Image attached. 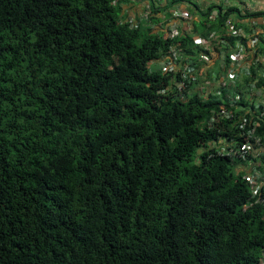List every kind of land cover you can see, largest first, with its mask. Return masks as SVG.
Segmentation results:
<instances>
[{
  "label": "trees",
  "instance_id": "1",
  "mask_svg": "<svg viewBox=\"0 0 264 264\" xmlns=\"http://www.w3.org/2000/svg\"><path fill=\"white\" fill-rule=\"evenodd\" d=\"M112 1L0 0V264H260L264 210L209 148L239 130L149 68L200 50ZM217 10L195 31H223Z\"/></svg>",
  "mask_w": 264,
  "mask_h": 264
},
{
  "label": "built area",
  "instance_id": "2",
  "mask_svg": "<svg viewBox=\"0 0 264 264\" xmlns=\"http://www.w3.org/2000/svg\"><path fill=\"white\" fill-rule=\"evenodd\" d=\"M125 1L127 0H113L112 5ZM151 15L148 9L138 18L130 17L127 21L134 26L136 21L143 20L146 27L152 28L153 24L148 20ZM217 17L218 10H214L208 20L214 22ZM174 18L188 20L190 15L188 11L176 8L171 15V19ZM161 19L165 21L163 15ZM224 28L225 33L222 35L211 33L200 36L182 33L179 25H169L165 34L163 33L165 37L175 39L182 34L188 35L200 52L186 54L175 45L170 47L165 57L158 60L159 65H155V69L150 66L155 64L153 62L149 64V68L151 71L166 74L171 79L170 84L159 91L160 94L179 101H187L197 96L204 102L220 104L210 112L207 126L210 128L220 121H232L233 126L239 130L238 138L218 139L209 143V148L229 158L236 173L242 174L249 185L252 200L261 204L264 210V131L258 133L264 123V49L259 50L257 47L264 40V31L253 29L247 33L228 19ZM227 40L232 42L229 44L234 45L235 50L222 58L224 71L212 69L208 84L199 86L197 61H208L210 51L217 56L220 47L228 43ZM215 47L218 48V53L214 50ZM214 82L217 86L209 93L206 86L214 85ZM260 264H264V249Z\"/></svg>",
  "mask_w": 264,
  "mask_h": 264
},
{
  "label": "crops",
  "instance_id": "3",
  "mask_svg": "<svg viewBox=\"0 0 264 264\" xmlns=\"http://www.w3.org/2000/svg\"><path fill=\"white\" fill-rule=\"evenodd\" d=\"M195 5L197 6V9H192L189 7L186 3H181L173 6H167L169 4L168 0H154V4L157 9H159V13L156 14V17H158L159 21L156 24H153V27L151 29H155V31L164 33L168 29L169 25H179L181 27L182 33H190V34H197L201 35V30L197 29V32L195 31V25L198 24L201 21V14L206 13V11H214L217 10L218 7H221L223 11H226L228 9H232L233 12L229 14L228 20L234 24L236 27L242 29L244 32H250L253 29H262L264 31V15L252 18V17H246V14L251 13H263L264 12V0H193ZM151 0H147L146 3H141L138 0H131L126 1L121 4L122 7V13L124 16H127V18L134 17V14L136 15L135 11L139 12L137 16L141 15L140 12H142L144 9L147 12V10L151 9ZM144 5V6H143ZM142 6L144 8H142ZM167 6V7H166ZM142 8V10H141ZM178 8L179 10H186L188 11L190 18L188 20L180 19V18H174L171 19V15L173 14V10ZM144 13V12H143ZM151 14L153 12L151 11ZM164 16L165 21L161 19V16ZM154 16V15H153ZM136 18V17H134ZM170 21V22H168ZM210 22L209 24H211ZM223 31L218 32V30H212L209 34L214 33L215 35H222L225 33V28L222 29ZM228 42V40H227ZM232 43L231 41H229ZM229 42L227 44H224L220 47L219 54L216 56L211 51L209 52V60H198V85L204 87L205 84H208L209 78L211 79V70L217 69L219 71H224L222 66V58L224 59L225 55L227 53H231L233 50H235L234 45H230ZM229 44V46H228ZM235 44V43H234ZM257 47L259 50L264 49V40L262 39L258 44ZM218 53V52H217ZM216 53V54H217ZM155 64H152L153 69H155V65H159L158 60L153 62ZM216 83L214 82V85L206 86V90L211 93L215 90Z\"/></svg>",
  "mask_w": 264,
  "mask_h": 264
},
{
  "label": "rangeland",
  "instance_id": "4",
  "mask_svg": "<svg viewBox=\"0 0 264 264\" xmlns=\"http://www.w3.org/2000/svg\"><path fill=\"white\" fill-rule=\"evenodd\" d=\"M143 6H144V5H143ZM143 6H142V8H144ZM142 8H141V10H142ZM144 11H145V9H144L142 12H140L141 15L143 14ZM135 13H136V15L134 14V17L138 18L139 16H137V14H139V12L135 11Z\"/></svg>",
  "mask_w": 264,
  "mask_h": 264
}]
</instances>
